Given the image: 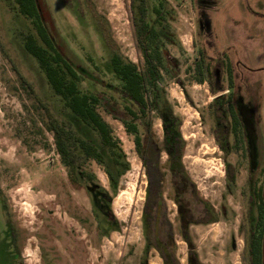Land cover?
<instances>
[{"label": "rangeland", "instance_id": "obj_1", "mask_svg": "<svg viewBox=\"0 0 264 264\" xmlns=\"http://www.w3.org/2000/svg\"><path fill=\"white\" fill-rule=\"evenodd\" d=\"M38 1L53 38L83 76V92L107 98L118 85L109 68L108 42L141 69L131 0ZM144 1L150 20L153 6L172 9L167 23L174 45H166L165 51L177 64L175 70L162 71L158 85L181 119L185 170L218 217L217 223L190 228L198 257L204 264H246L249 195L253 186L264 190V0ZM27 31L28 23L11 9V2L0 0V264H142L146 177L132 137L102 107L97 109L130 165L109 209L121 229L103 237L88 189L70 182L59 162L49 120H67L83 138L93 137L63 110L24 51L20 33ZM200 52L204 63L220 72L217 85L223 89L214 95L207 83L197 82ZM222 94L239 99L236 107L250 116L247 123L243 119L244 135L227 106L222 121L226 134L215 128L210 104ZM150 119L160 140V120L155 113ZM234 123L235 135L230 133ZM216 137L221 142L225 138L227 153ZM85 169L94 186L109 191L98 165L89 161ZM228 173L234 177L230 189ZM94 186L88 185L92 192ZM168 205L175 227L174 207ZM176 240L177 258L186 264V246ZM145 264L162 263L151 252Z\"/></svg>", "mask_w": 264, "mask_h": 264}, {"label": "trees", "instance_id": "obj_2", "mask_svg": "<svg viewBox=\"0 0 264 264\" xmlns=\"http://www.w3.org/2000/svg\"><path fill=\"white\" fill-rule=\"evenodd\" d=\"M16 15L26 20L30 32L20 33L24 51L34 59L52 94L62 108L71 115L93 139L83 138L67 120L50 118L48 129L53 135L59 162L66 170L68 179L77 186L88 189L92 202V214L101 236L119 232L120 224L109 211L112 198L120 190L121 179L130 165L113 137L111 128L97 109L102 107L108 116L118 121L132 137L134 151L139 158L146 177L144 203L140 216L141 234L144 241L143 261L155 252L162 264H180L177 258V240L186 246V264H204L200 261L190 234L193 226L218 222L213 207L204 200L183 165L185 142L181 136V119L173 112L159 88L162 71L176 69L177 62L165 51L166 45H174L168 19L172 9L167 5L153 6L152 20L148 18L144 0H131L132 24L136 45L143 65L139 69L124 57L117 47L108 42L111 50L109 68L118 85L103 98L93 92H83L80 83L83 76L77 66L59 48L46 23L38 0H6ZM202 60L196 65L198 83H207L214 95L223 88L219 71H213ZM232 88V83H230ZM234 96V94H232ZM236 100L225 95L215 96L210 104L213 124L226 134L223 120L229 108L231 121L238 124L242 134L243 118L236 107ZM151 113L160 120L162 136L159 140L151 129ZM230 133L237 131V126ZM218 146L227 153L224 141L216 137ZM248 151H251L248 149ZM165 159L162 161V159ZM92 161L105 174L109 191L94 186V177L88 175L86 163ZM229 175V173H228ZM227 186H234L229 175ZM88 185H93V192ZM170 203L174 207V223L170 220ZM247 230L243 258L246 264H264V190L253 186L248 202Z\"/></svg>", "mask_w": 264, "mask_h": 264}, {"label": "flooded vegetation", "instance_id": "obj_3", "mask_svg": "<svg viewBox=\"0 0 264 264\" xmlns=\"http://www.w3.org/2000/svg\"><path fill=\"white\" fill-rule=\"evenodd\" d=\"M239 99H237L236 101H235V103H237V101H238ZM238 109V108H237ZM239 110V109H238ZM240 111V110H239ZM245 111V110H244ZM246 113H247V111H246ZM241 115H242V117L241 118H243L244 119V123H247L246 122V120H249V118H250V116H249V118L248 117H246L242 112H241ZM249 137H250V135H248ZM249 149V148H248ZM249 150H251V149H249ZM250 154H251V152H249Z\"/></svg>", "mask_w": 264, "mask_h": 264}]
</instances>
